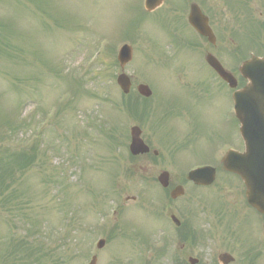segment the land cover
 I'll list each match as a JSON object with an SVG mask.
<instances>
[{"label":"rangeland","instance_id":"obj_1","mask_svg":"<svg viewBox=\"0 0 264 264\" xmlns=\"http://www.w3.org/2000/svg\"><path fill=\"white\" fill-rule=\"evenodd\" d=\"M141 1L0 0L1 37L6 32L4 22L9 23L7 31L12 32L4 43L6 55L0 54V126L6 117L13 122L26 118L32 121L24 132L11 137V146L3 141L0 145L18 150L25 142L29 147L34 140L37 144L29 165L0 182V264L19 263L12 241L30 232L34 236L26 240L41 250L37 258L32 255L24 264H38L40 260L42 264H89L91 253H99L98 264L169 262L168 259L156 261L157 241L148 242L152 250L142 241L131 238L133 224L151 230V221L155 223L156 219L142 213L151 215L155 208L135 206L127 202V197L142 195L140 191L147 184L154 185L148 193L153 198L158 197L161 189L155 186L154 179L159 170L168 168L176 174L178 166H168L162 156L160 165L148 164L146 173L135 168L137 174L130 175L128 169L133 165L129 153L130 129L134 123L131 115L136 117L133 115L135 107L141 111L137 107L146 106L151 112L147 127H161L163 123L158 122L157 114L167 110L168 103L159 107L162 102L156 103V97L183 91L180 73L204 72L198 68L201 59L196 58L197 53L191 49L186 53L189 58L185 68L174 60L175 47L172 49L168 44L172 33L162 28L163 18L150 16L147 19L140 12ZM37 2L41 6L37 7ZM140 14L147 21L140 22ZM135 25L138 27L129 30ZM133 31V39L125 38L126 32L132 35ZM124 44L133 46L135 53L133 63L125 69L133 80L132 93L128 96H124L116 84L121 73L116 65L117 53ZM96 51L101 52L97 59ZM188 83L195 82L190 79ZM140 84H147L153 92L146 104L137 95L136 88ZM186 93L192 96V90ZM186 93L181 98L189 100ZM226 93L220 102L219 97L214 96L203 104L214 128L220 121L219 128L214 129V137L201 142L197 130L190 128L192 121L188 120V115L180 116L177 124L173 121L179 118L170 120L172 123L160 133V137L166 139L155 140L154 148L163 155L181 153V162L190 166L213 160L212 154L223 142L220 129H230L223 121L228 105L230 107ZM5 128H0V132ZM192 130L195 135L190 133ZM143 163L140 161L139 165L144 167ZM218 174L220 179L211 190L216 193L225 183L220 192L224 200L209 194L206 202L217 206L224 201L221 211L225 212L223 216L214 211L208 214L213 223L209 244L216 249L205 250L202 256L194 252L192 256L199 259L200 264H213L218 250L228 249L232 253L241 250L242 239L245 240L240 215L244 208L240 193L243 186L221 171ZM190 189L184 200L188 199ZM6 198L7 203H2ZM199 200H204L201 195ZM117 206L124 211L122 217L118 213L114 215ZM131 206H134L132 211ZM244 211V218L250 220L251 237L256 239L259 219L248 208ZM21 220L32 227L30 232L19 230ZM119 225L120 232L111 240H106V235L100 232V228L107 226L103 230H113ZM123 231L126 232L120 235ZM98 238L105 239L106 245L111 244L100 252L96 249ZM238 253L240 251L234 253L238 257L236 264H241ZM259 264H264V251Z\"/></svg>","mask_w":264,"mask_h":264},{"label":"flooded vegetation","instance_id":"obj_2","mask_svg":"<svg viewBox=\"0 0 264 264\" xmlns=\"http://www.w3.org/2000/svg\"><path fill=\"white\" fill-rule=\"evenodd\" d=\"M146 14L153 18H163L162 25L173 32V37L177 42V57L180 63L186 62L189 58L186 55L187 50L191 49L194 53H197L196 58L201 59L199 61L201 64L198 66L201 65L202 67L199 69H205L207 72L203 71L204 73L201 74L180 73L181 82L187 79L195 81L194 84L188 85L184 82V87L191 88H185L181 92L177 91L161 98L156 97V103L162 102L159 107L165 102L168 103V109L159 112L160 114L157 116L159 123H163L161 127L158 128L159 125L151 129L147 127V117L136 124V126H140L143 141L150 147V153L136 157V169L146 173L148 171L147 165L157 163L160 165V157L162 156L165 158L163 162L169 166L172 155L168 153L161 154L158 149L154 148L153 142L165 139V137H160V133L166 129L167 124L172 123L170 122L171 119L188 115V120L192 121V125L201 129L199 139L213 135L212 130H209L219 128L220 121L216 122L214 128L211 122L208 121L203 104L209 103L214 96H218L220 102L226 91L230 99V107L228 105L223 121L229 124L230 129H220V137L225 142H223L224 147L227 148L223 155L215 151L212 154L213 160L207 161L209 163L201 166H213L217 174L221 171L223 174L232 175L223 168L222 159L230 149L239 152L244 151V143L239 133L240 122L234 114V91L229 90L228 84L208 64L207 59L213 57L237 81L238 87L242 88L240 87V67L251 57H264V0H163L159 9L152 13L146 12ZM192 14L193 19L191 20ZM195 23L208 27L210 36L201 35L194 25ZM214 86L220 89H215ZM188 90H192L191 97L186 93ZM184 93L187 94L189 100L181 98ZM173 122L176 123V120ZM156 128H158L157 131ZM140 161L144 162V167L139 165ZM159 171H163V169ZM185 171V166L184 168H178V172L173 175L170 170V186L163 188L160 185H155L161 189L158 197L153 198L148 193L153 185L140 191L142 195L136 194V196L127 198L128 202L133 203L135 206L142 204L144 206L151 205L155 208L152 217L156 219V222L151 221L153 223L151 230L147 231L142 227L137 228L133 224L130 236L139 239L149 236L147 235L149 233L153 237L161 238L165 245L163 250L165 257L169 258L168 256L171 253L173 256L178 257L175 261L169 260V264H190L194 252H198L202 256L205 250L216 249L213 244H209L213 234V223L208 217L209 212L216 210V207L208 204L206 200H199L200 195L203 197L204 194H210L211 191L208 189L209 187L187 183L185 181ZM179 186L186 187L184 189L185 193L182 197L174 200L171 197L172 191ZM189 187L191 188L189 197L184 200ZM257 227V229H260L259 223ZM242 233L245 237V240L243 239L245 243L255 242L253 246L255 250L249 255L250 263L252 256H254V264H259L261 254L264 251V243L259 240V233L257 232L256 239L251 237L250 228L244 229ZM237 251L232 253L226 249L217 252L219 254L224 252L235 255L234 253ZM238 255L240 258L242 257V264L244 254L238 253Z\"/></svg>","mask_w":264,"mask_h":264},{"label":"water","instance_id":"obj_3","mask_svg":"<svg viewBox=\"0 0 264 264\" xmlns=\"http://www.w3.org/2000/svg\"><path fill=\"white\" fill-rule=\"evenodd\" d=\"M161 0H147V9L153 10ZM199 32L208 34V30L195 23ZM132 60V49L124 47L119 53V62L124 68ZM212 63V61H210ZM213 67L229 82L231 87L236 83L226 74L216 63ZM241 74L249 83L240 96L244 105H239L236 99V112L242 123L241 132L245 138L247 152L245 155L230 153L224 160V167L241 177L247 188V199L249 204L264 214V125L260 120H264V59L254 58L244 64ZM122 90L127 94L130 91V82L126 76H121L118 80ZM139 92L145 96H151V91L146 86L139 87ZM141 132L138 128L132 131V144L130 147L133 155L147 153L149 148L141 140ZM215 171L210 168L199 169L190 173L189 179L199 185H209L214 181ZM163 186H168V174L163 173L160 177ZM178 189L173 196L176 197L181 192ZM220 262L228 264L231 259L228 255H222ZM95 264V262L93 263Z\"/></svg>","mask_w":264,"mask_h":264},{"label":"trees","instance_id":"obj_4","mask_svg":"<svg viewBox=\"0 0 264 264\" xmlns=\"http://www.w3.org/2000/svg\"><path fill=\"white\" fill-rule=\"evenodd\" d=\"M3 47L7 48L5 44L0 42V54L5 53ZM9 126L11 130L14 131L12 124H10ZM36 151L37 148L35 146L32 149L20 148L19 150H10L5 148L4 146H0V182L6 180L7 177H12L19 169L28 166L31 160H33ZM1 190L2 186L0 185V191ZM4 202H7V198L4 200ZM21 223H23L24 225V222L21 221ZM17 249H20L21 251L19 252L20 256L18 257L20 264H24L25 260L28 257H32V255H35L37 252H39V249L34 252L28 246L26 241H21ZM38 264H42V260H40Z\"/></svg>","mask_w":264,"mask_h":264}]
</instances>
